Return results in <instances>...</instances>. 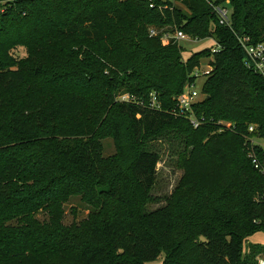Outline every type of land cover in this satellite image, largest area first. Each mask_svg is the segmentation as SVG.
<instances>
[{
  "label": "trees",
  "instance_id": "obj_1",
  "mask_svg": "<svg viewBox=\"0 0 264 264\" xmlns=\"http://www.w3.org/2000/svg\"><path fill=\"white\" fill-rule=\"evenodd\" d=\"M216 2L229 27L204 0H13L0 10V264H258L264 245L243 250L264 234V175L249 158L264 163L249 141L264 139V79L237 37L264 44V0ZM176 30L213 39L216 52L184 60L163 38ZM204 59L193 128L175 99ZM152 93L160 110L146 107ZM167 132L183 142L182 176L149 212L159 154L147 142ZM71 197L91 212L66 226Z\"/></svg>",
  "mask_w": 264,
  "mask_h": 264
},
{
  "label": "rangeland",
  "instance_id": "obj_2",
  "mask_svg": "<svg viewBox=\"0 0 264 264\" xmlns=\"http://www.w3.org/2000/svg\"><path fill=\"white\" fill-rule=\"evenodd\" d=\"M173 6L184 10L182 5L175 1H173ZM167 29L170 30L169 28H166V30ZM178 44L183 47L184 51L182 57L184 60L192 54L200 52L204 49H212L214 51L216 47L214 40L211 38L193 40L187 37L185 40L178 42ZM13 55L18 59L23 58L26 56V51L23 48H17L13 51ZM207 64L208 60H201L200 68L196 69L194 72L199 75V78L194 79V82L192 83L195 84L193 89H195L199 96L202 95V86L204 83L203 73L207 69ZM185 89L186 86L184 91ZM147 145L149 150L155 151L159 154V161L156 166V182L150 194L152 200L145 207L146 211L150 212L165 206L171 195L174 193V190L182 176V171L178 167V157L183 151L184 145L182 140L175 136L174 132H167L157 138H153L147 142ZM103 146L104 157L109 158L115 154L113 141L109 139L105 140ZM63 210V224L66 226L80 224L88 218L91 212V208L84 204L80 197H71L69 201L63 205ZM37 219L40 222H45L48 217L45 213H39L37 215ZM254 241H260V243L264 245V234L255 235ZM248 245L250 244L246 243L244 246L243 253L245 254L248 253ZM162 258L163 256H161L154 264H161ZM258 259L264 260V253L257 257V262Z\"/></svg>",
  "mask_w": 264,
  "mask_h": 264
},
{
  "label": "built area",
  "instance_id": "obj_3",
  "mask_svg": "<svg viewBox=\"0 0 264 264\" xmlns=\"http://www.w3.org/2000/svg\"><path fill=\"white\" fill-rule=\"evenodd\" d=\"M13 0H0V10L3 12L6 9V5L10 4ZM207 5L210 7L212 13L215 15L217 22L220 26L229 27V19H230V10L228 7L218 4L216 0H204ZM152 7V5H150ZM150 36H156L158 32L155 29H150ZM165 40L170 39L174 42H180L185 40L187 36L180 30H176L173 35L169 36L165 34L163 36ZM240 46L244 50L247 56L246 66L250 70H252L255 74L261 76L264 79V44H251L249 42V38L247 37H237ZM213 52H216L214 49ZM210 71V68L207 66L206 71L203 73V76L207 75ZM193 76L196 79L199 78L197 73H194ZM195 84L187 85L185 91L182 94L176 97V106H177V115L185 116L188 118L190 124L193 128H197L201 120H197L192 115V107L198 103L204 96H199V94L193 89ZM120 102L126 103H137L135 97L124 94L119 97ZM149 109L160 110L159 102L157 101L156 95L154 93L150 94V99L148 105L146 106ZM227 126V125H226ZM256 130V126L250 125L248 127V132L253 133ZM250 146L251 148L257 147L260 150L264 151V139L263 138H250ZM249 158L254 165V168L257 169L261 174L264 175V163L260 162L253 152L249 153ZM258 264H264L263 259H258Z\"/></svg>",
  "mask_w": 264,
  "mask_h": 264
},
{
  "label": "crops",
  "instance_id": "obj_4",
  "mask_svg": "<svg viewBox=\"0 0 264 264\" xmlns=\"http://www.w3.org/2000/svg\"><path fill=\"white\" fill-rule=\"evenodd\" d=\"M258 234H262V233H258ZM255 235H257V234H255ZM254 236H252V237H250V238L247 239V244H259V245H263V244L260 243V241H254Z\"/></svg>",
  "mask_w": 264,
  "mask_h": 264
}]
</instances>
